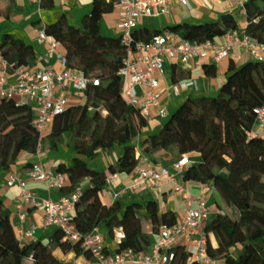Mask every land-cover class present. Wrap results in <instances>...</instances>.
<instances>
[{"label":"trees","instance_id":"16d2710c","mask_svg":"<svg viewBox=\"0 0 264 264\" xmlns=\"http://www.w3.org/2000/svg\"><path fill=\"white\" fill-rule=\"evenodd\" d=\"M118 1L93 0L92 10L84 15L82 26L71 24L67 15L62 14L41 27L65 48L69 67L98 78L100 84H90L83 103L70 105L56 115L50 132L43 136L34 124L35 112L30 103L18 97L0 98V172H27L33 159L23 162L20 159L25 153L34 156L40 142L47 153L67 143L77 156L72 165L62 162L57 170L67 176V181L71 176H79L62 189L70 192L77 185L83 187L74 217L77 224L88 232L104 226L113 240L121 232L115 251L132 248L145 252L159 238L162 225L177 222L176 215L173 211H161L155 199L142 205L130 203L124 208L119 200L105 203L101 192L108 179L118 173H131L146 161L160 163L165 155L177 157L175 161L183 155L199 156L198 163L186 167L183 179L212 184L217 206L225 212H219L215 220L206 223L210 255L227 264H264V137L248 134L256 119L254 109L264 103V61L252 58L237 66L232 60L218 95L189 96L179 109L170 113L158 132L146 134L147 118L122 92L124 78L120 70L128 47L121 35L108 37L101 30L103 16L112 12ZM5 2L10 4L2 6ZM15 3L16 0H0V16L11 14ZM245 5L244 18L233 10L213 22L170 25L167 29L203 43L239 28L244 19L248 34L264 42V0H246ZM53 6V0L41 3L42 8ZM161 32L154 30L149 35L143 30L140 36L149 39ZM0 52L15 68L34 65V46L9 30L0 38ZM205 67L210 76L217 74L215 64L208 63ZM172 76L177 82L189 77L190 72L174 64ZM115 146L121 147L122 154L108 168L98 169L87 161ZM223 202L238 210L236 219L223 209ZM239 244L242 248L234 253L233 248ZM34 245L36 254L30 259L13 224L12 211L0 195V264L92 262V257L82 260L80 244L64 240L59 228L49 235L47 244L37 240ZM56 250L74 256L66 260ZM176 253L173 264H189L190 255L183 246H177Z\"/></svg>","mask_w":264,"mask_h":264},{"label":"built area","instance_id":"2783aa9c","mask_svg":"<svg viewBox=\"0 0 264 264\" xmlns=\"http://www.w3.org/2000/svg\"><path fill=\"white\" fill-rule=\"evenodd\" d=\"M41 5L44 0H28ZM172 0H119L118 8L122 19L119 24L121 38L128 47V56L123 60L120 70L124 78L123 95L126 100L137 107L148 119L151 109L159 107L160 116L166 119L170 110L160 101L159 87L165 75L168 63L184 65L195 61H207L216 64L225 58H236L235 50L243 47L251 57L264 61V42L251 36L245 26L229 30L221 40H209L203 43L192 41L174 30H164L149 39L137 36V28L146 16H158L169 12L168 5ZM191 7V0H176ZM243 16L247 14L246 0H228ZM39 41L44 42L62 67L55 64L25 65L14 67L0 52V98L18 97L30 103L35 112L34 124L43 136L51 129L56 115L64 112L70 105L71 94L87 98L86 90L90 84L99 85L100 80L88 77L81 70L68 65L66 50L61 43L41 29ZM13 79V81H11ZM194 81L179 82L174 85V91L185 88ZM255 123L249 130V136L264 137V103L254 109ZM44 153L42 143H39L32 167L23 172L11 170L6 174V184L19 189V197L15 210L19 222L28 217L27 209L42 208L44 210L41 225H32L29 229L20 228L18 236L27 247V257L36 254L35 242L41 228L54 226L59 228L64 240L79 243L80 249L92 257L90 264H173L177 257L176 247L181 245L190 255L189 264H215L209 253L208 232L205 217L210 211H221L218 206L209 205L216 189L212 184H202L199 193H193L180 183L176 176L170 175V166L150 163L138 166L137 189L148 182L161 183L165 179L174 181V191L185 199L187 208L184 216L173 225H162L159 238L145 252H137L132 248L111 250L105 236L99 231L88 232L75 221L74 217L81 201L83 187L77 185L60 199L42 198L37 191L28 186V180L44 182L49 191L62 190L67 183V176L58 170L46 167L40 157ZM192 163L188 155L181 156L172 164L179 173L185 171ZM114 176V175H113ZM111 176L108 183L112 182ZM25 239L30 240L29 243Z\"/></svg>","mask_w":264,"mask_h":264},{"label":"crops","instance_id":"0c3cea01","mask_svg":"<svg viewBox=\"0 0 264 264\" xmlns=\"http://www.w3.org/2000/svg\"><path fill=\"white\" fill-rule=\"evenodd\" d=\"M54 6L51 8H42L40 4L30 2L28 0H16L13 12L6 16H0V38L7 30L14 33L17 37L24 38L27 43L32 44L36 50V56L34 59V65H48L55 64L58 69L62 67L56 62L55 57L49 51L48 46L39 41V32L41 27L46 23H52L57 20L62 14H66L71 24L76 26L82 25V19L84 15L88 14L92 10L93 0H53ZM10 2H5L2 6L9 5ZM169 12L162 13L158 16H146L141 24L137 28V34L141 37L143 30L147 34L151 35L154 30H166L170 25H185L187 23H200V22H213L217 20L223 13L228 11L237 10L228 0H191V7L184 5L183 3L172 0L169 5ZM241 14V13H239ZM242 15V14H241ZM245 16L242 15V18ZM122 19L121 10L118 6L110 13H106L101 20V30L108 36L120 35L121 29L119 24ZM39 23H35L38 22ZM245 20L241 22L243 26ZM222 37L217 40H221ZM63 47V46H62ZM63 49H65L63 47ZM236 58H225L216 63L217 74L210 76L207 73L205 64L209 62L204 61L197 63L195 61L188 64L179 65L183 70L190 72V76L183 78L177 82L173 80L172 72L173 65L169 62L167 65L165 75L163 76L159 91L161 93L160 101L162 104H166L173 112L180 108L182 103L189 96H210V94H216L223 88L226 80L229 66L233 60L237 66L243 65L248 60L252 59L250 53L246 48L238 47L235 50ZM194 81L195 83L179 89L178 92L174 91V85L179 82ZM13 81V79L11 80ZM78 97L72 93L71 97ZM147 127L145 129L146 134H152L158 132L165 123V119L160 116L159 107L154 106L151 109V115L147 119ZM50 130L48 131V133ZM142 143V139H140ZM122 154L120 146H115L102 150L98 157L95 159H88L87 161L98 169H106L111 163H115L119 156ZM77 153L68 146V144L62 145L57 151L44 152L40 157L42 163L51 169L57 170L60 163H66L68 166L74 163ZM32 158L33 161L39 159L35 154L34 156L27 153L23 154L20 161H25ZM177 159L175 156L165 155L161 159L160 163L153 161H146L142 165H149L155 163L158 165L166 164L170 166V175L176 176V179L182 183L188 190L193 193H199L202 188V183L198 181H186L183 179L184 172H177L173 167V162ZM192 163H198L199 156L190 157ZM140 165V166H142ZM6 172H0V195L3 198L4 204L9 207L13 214V224L17 230L20 228L29 229L32 225H41L44 217V210L42 208H28V217L25 221L19 222L18 215L15 210V204L19 197V189L17 187H10L6 184ZM79 176H71L67 183L71 184L77 180ZM138 173L136 169L131 173H118L112 177V182L108 183L102 190L101 196L105 203L112 204L116 200L121 202L124 208L130 203L146 204L149 199H155L158 202V206L161 211H173L177 220H180L186 212V202L183 196L174 191V181L165 179L161 183L148 182L141 184L137 189H133V186L138 183ZM87 183L83 181L82 184ZM28 186L35 191L42 198L60 199L64 194L68 193L64 190L49 191L46 184L41 181L28 180ZM217 193L211 197L209 205L217 206ZM217 212L210 211L205 217L204 221H213L216 219ZM147 228H150L146 223ZM56 227L51 226L49 228H41L37 233V240L47 243L49 235L53 233ZM83 229H85L83 227ZM101 232L109 244L111 250H115L118 239L122 236L121 232H118V239L113 240L108 237L107 230L104 226H100L97 230ZM26 243L30 240L25 239ZM242 245H238L233 248L234 253H238ZM84 255L89 259L91 255L85 251H82ZM215 264H227L224 260H216Z\"/></svg>","mask_w":264,"mask_h":264},{"label":"rangeland","instance_id":"374dc122","mask_svg":"<svg viewBox=\"0 0 264 264\" xmlns=\"http://www.w3.org/2000/svg\"><path fill=\"white\" fill-rule=\"evenodd\" d=\"M238 14V13H237ZM238 17H242V15H238ZM82 26V25H81ZM169 65V63H168ZM222 90V89H221ZM219 90L218 92H216V94H210V96H214V95H218L220 93ZM84 102V99L82 97H72L70 100H69V105H78L80 103H83ZM159 131V130H158ZM47 132L44 133V135H46ZM223 209L228 213V215H230L233 219H236L237 216H238V210L233 207L232 205L226 203V202H223ZM145 225H146V222H145ZM49 242V240L47 241V243ZM45 243V244H47ZM56 253L59 255V256H63L66 258V260H69L71 259L72 256H74V254H71V255H65L63 254L61 251L59 250H56ZM89 255V253H88ZM82 256V260H85L84 258L86 257V255L84 256L83 254H81Z\"/></svg>","mask_w":264,"mask_h":264}]
</instances>
